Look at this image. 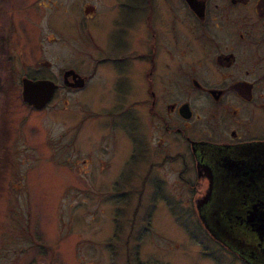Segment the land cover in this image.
Returning a JSON list of instances; mask_svg holds the SVG:
<instances>
[{"label": "flooded vegetation", "instance_id": "obj_1", "mask_svg": "<svg viewBox=\"0 0 264 264\" xmlns=\"http://www.w3.org/2000/svg\"><path fill=\"white\" fill-rule=\"evenodd\" d=\"M82 9V68L54 72L39 60L46 68L21 76L18 90L23 78L57 86L47 106L23 103L35 112L83 93V169L68 164L69 174L117 199L113 224L130 216L138 238L149 236L155 209L165 215L173 203L194 218L203 254L264 264V0H97ZM70 69L81 87L65 77Z\"/></svg>", "mask_w": 264, "mask_h": 264}, {"label": "rangeland", "instance_id": "obj_2", "mask_svg": "<svg viewBox=\"0 0 264 264\" xmlns=\"http://www.w3.org/2000/svg\"><path fill=\"white\" fill-rule=\"evenodd\" d=\"M85 2L97 0H0V37L9 36L17 76L7 98L0 90V264H229L201 252L194 218L173 203L165 215L155 209L149 236L138 238L126 209L119 218L127 220L113 224L117 199L84 190L83 178L69 174L68 164L83 169V93L54 99L39 112L22 104L19 79L46 68L37 61L52 62L54 72L70 63L82 68L77 21ZM176 190L185 201L186 191ZM139 211L145 215L146 205Z\"/></svg>", "mask_w": 264, "mask_h": 264}, {"label": "water", "instance_id": "obj_3", "mask_svg": "<svg viewBox=\"0 0 264 264\" xmlns=\"http://www.w3.org/2000/svg\"><path fill=\"white\" fill-rule=\"evenodd\" d=\"M91 8H88L86 12H88ZM73 74V80L77 82V87H81V78L77 75L72 69L68 70L65 73V77ZM64 77V78H65ZM22 90L20 91V95L22 101L25 105L33 106L35 109H41L42 107L47 106L48 101L51 99L52 91L57 88V86L48 80H37L32 81L27 78L21 79Z\"/></svg>", "mask_w": 264, "mask_h": 264}, {"label": "trees", "instance_id": "obj_4", "mask_svg": "<svg viewBox=\"0 0 264 264\" xmlns=\"http://www.w3.org/2000/svg\"><path fill=\"white\" fill-rule=\"evenodd\" d=\"M11 49L12 46L9 42V36L0 37V90L5 97L7 96L6 94L14 90L17 85L15 81L17 80V76L13 64L14 56L11 54ZM6 187H8V185H6Z\"/></svg>", "mask_w": 264, "mask_h": 264}]
</instances>
